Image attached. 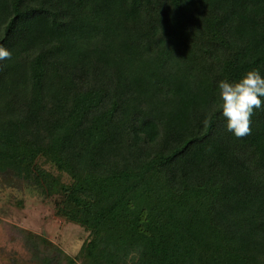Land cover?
<instances>
[{"label":"trees","instance_id":"16d2710c","mask_svg":"<svg viewBox=\"0 0 264 264\" xmlns=\"http://www.w3.org/2000/svg\"><path fill=\"white\" fill-rule=\"evenodd\" d=\"M0 45V173L90 232L81 264H264V111L237 138L216 87L264 72V0H0Z\"/></svg>","mask_w":264,"mask_h":264},{"label":"rangeland","instance_id":"374dc122","mask_svg":"<svg viewBox=\"0 0 264 264\" xmlns=\"http://www.w3.org/2000/svg\"><path fill=\"white\" fill-rule=\"evenodd\" d=\"M42 164L56 173L50 164ZM61 177L70 182L67 174ZM55 199L56 196L48 197L37 186L12 173H0V264H44V256L38 255L32 244V240L39 238L53 245L49 250L45 247L41 254H59L53 250L57 247L81 264L79 256L90 232L58 214Z\"/></svg>","mask_w":264,"mask_h":264},{"label":"clouds","instance_id":"9594fccd","mask_svg":"<svg viewBox=\"0 0 264 264\" xmlns=\"http://www.w3.org/2000/svg\"><path fill=\"white\" fill-rule=\"evenodd\" d=\"M11 55L10 50L0 45V61L10 59ZM216 87L227 130L237 138L248 135L254 111H264V72L259 67L253 68L239 80H219ZM135 255L131 253L129 260Z\"/></svg>","mask_w":264,"mask_h":264}]
</instances>
